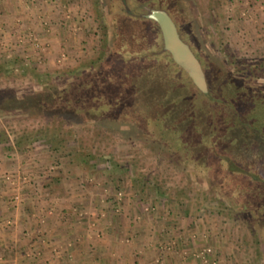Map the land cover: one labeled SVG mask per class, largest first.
Masks as SVG:
<instances>
[{
  "label": "rangeland",
  "instance_id": "1",
  "mask_svg": "<svg viewBox=\"0 0 264 264\" xmlns=\"http://www.w3.org/2000/svg\"><path fill=\"white\" fill-rule=\"evenodd\" d=\"M161 2L204 87L171 60L134 70L118 58L141 27L139 46H163L155 22L130 17L122 0H0V96L63 88L77 67L83 83L98 65L133 90L122 125L0 114L12 145L0 151V264H264L251 208L262 171L226 137L232 114L253 107L233 99L237 85L264 92V0ZM54 127L55 152L40 136ZM187 146H200L199 167Z\"/></svg>",
  "mask_w": 264,
  "mask_h": 264
},
{
  "label": "trees",
  "instance_id": "2",
  "mask_svg": "<svg viewBox=\"0 0 264 264\" xmlns=\"http://www.w3.org/2000/svg\"><path fill=\"white\" fill-rule=\"evenodd\" d=\"M122 2L125 13L130 17L152 20L155 22V24L159 27V32L162 36L163 46L153 48L152 50H150L151 48L147 49L144 46L143 48L142 44L139 46V37L136 34L142 33L140 31L147 32L143 29V27H141L140 31L131 33L134 35L133 40H136L135 45L129 47H124L122 45L119 46L117 52L119 53L120 57L118 58L120 60H123V58L128 59L130 63L135 62L132 65L133 67H131L134 68V70H141L140 65L137 63L146 65L148 62V64L152 66L150 61L157 62L161 60L167 62L171 60V62L178 65V70H176V72L183 70L187 72V74L189 73L188 76L191 77L194 82L204 87L201 82L195 80V78L185 67L178 64V62L174 59L171 46L168 47L167 44V35L169 34L162 28V24L160 23L159 19L157 17L155 18V15H161L170 21L176 40V43L174 42L173 46L176 48L181 46L185 49V52L191 56V59L193 60L192 62L195 63L200 74L199 76L203 81L201 63L193 54L192 50H190L189 47L180 39V36L175 28L173 13L171 10L162 5L161 0H135L132 5H128V3L124 2L123 0ZM150 4L151 6H149ZM155 30L156 29L152 24L150 29H148L151 38H153V34L157 33ZM124 31L125 29H123L121 33L125 34ZM91 72H95V75H92L93 78L85 81L86 83H82V81L79 79L84 74V72L81 68L77 67L74 72L75 76L73 82L69 83L63 88L55 90L46 87L40 91L25 92L21 96H17L15 94H3V96H0V114L9 112L11 110H20L21 113L28 114H44L51 120L55 121L58 126L68 121L70 122L72 119H78L81 121L89 119L96 123H109L111 125H122L125 123V121H129L125 112L126 108L129 106L127 102L130 100V96L133 91L132 88L128 85L122 88L120 87L122 83L121 81L125 80L123 78H121L118 82L114 81L113 84H111L102 75L100 65L91 69ZM157 74H159V70H156L155 76ZM36 75L37 77L42 76L38 73H36ZM239 84L237 85L238 88L236 92L233 93V99L242 101L245 100L247 103L251 102V107H253L250 109H245L243 112H234L232 114L233 117L229 124V129L232 130L230 132L226 130L228 132L226 137H229L231 142L233 140V143L235 139L238 140L236 141L238 150L242 151L244 156L246 155L245 158H242V161H245L247 166L255 165L258 167L259 171H262L261 176L258 173L254 179L256 182L260 181V192L264 195V92H262V90H252L247 85ZM135 89L136 97L143 96V99H145V94H141L140 87L136 86ZM200 92L204 95L209 94V90H202ZM252 96L254 97L253 99H251ZM190 129L193 131V133L198 131V128L195 125L193 127L190 126ZM58 131L59 129L54 127V129L48 131L47 134L42 130V134L40 135L43 139V144L47 148L53 150V152L58 149L60 139L62 141L61 137L57 138ZM215 132L217 134L218 130ZM37 138L39 139V136H37ZM239 141H241L243 144L240 145ZM205 144H209L208 148L212 154L213 146L219 148L222 152L228 153V150H226V148H224V146H222L220 143L211 144L206 142ZM11 147L12 145L9 138L6 135L0 133V151L9 150ZM188 147L189 146L186 148ZM197 147L198 149L192 153H190V149L188 148L187 154L189 155L188 160L195 162L197 167H199L201 164H203V157L201 153L202 151L199 148L200 146ZM252 155L255 157L249 158ZM251 208L253 211L255 210L257 219L264 228V197H262L261 200L255 201L254 206H251Z\"/></svg>",
  "mask_w": 264,
  "mask_h": 264
},
{
  "label": "water",
  "instance_id": "3",
  "mask_svg": "<svg viewBox=\"0 0 264 264\" xmlns=\"http://www.w3.org/2000/svg\"><path fill=\"white\" fill-rule=\"evenodd\" d=\"M156 17L159 19L160 23L162 24V28L165 31L168 32L169 35H167V37H168L167 39L168 40H173L176 43L175 36H174V31H173V27L171 26L170 21L166 17L161 16V15H155V18ZM168 47H169V45H168ZM174 48H176V47H172L171 46V50L173 51V57H174V59L177 62H179L180 65H182L183 67H185L190 72V74L195 78L196 81L201 82L202 85H203V81H202V79L199 76L200 74L198 72V69H197L195 63L192 62L193 66H194V69H195L194 72H192L190 70V68H189L188 59H191V56L187 53L186 58H184V56H183V58L181 59V58L178 57V54H177L178 51L177 50H174ZM191 61H193V60L191 59Z\"/></svg>",
  "mask_w": 264,
  "mask_h": 264
},
{
  "label": "flooded vegetation",
  "instance_id": "4",
  "mask_svg": "<svg viewBox=\"0 0 264 264\" xmlns=\"http://www.w3.org/2000/svg\"><path fill=\"white\" fill-rule=\"evenodd\" d=\"M167 43L169 44V46H172V47H174L173 46V44H174V41L173 40H168L167 41ZM174 50H177L178 51V57L179 58H183V56H184V58H186V56H187V53L185 52V49L183 48V47H181V46H178L177 48H174ZM188 64H189V68H190V70L192 71V72H194V66H193V64H192V61H191V59H188Z\"/></svg>",
  "mask_w": 264,
  "mask_h": 264
}]
</instances>
